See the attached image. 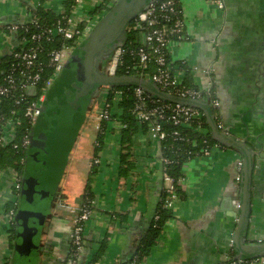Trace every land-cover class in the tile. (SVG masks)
<instances>
[{
	"label": "crops",
	"instance_id": "0c3cea01",
	"mask_svg": "<svg viewBox=\"0 0 264 264\" xmlns=\"http://www.w3.org/2000/svg\"><path fill=\"white\" fill-rule=\"evenodd\" d=\"M101 1L77 0L72 13L75 18L90 17L88 22L93 26L97 15L111 6L108 3L94 13ZM224 2L225 13H221L206 0H181L190 39L171 42L169 56L179 77L184 76V70L177 63L185 60L194 84L202 88L208 87L210 79L203 70L212 69L220 101L218 122L229 135L254 143L256 137L264 135V40L260 37L264 0ZM37 8L55 14L65 11L64 0H0V57L11 54L19 42L18 35L7 27L29 21ZM96 108L79 125L59 186L49 201L43 200L47 210L41 223L38 218L40 232L34 235L29 229L36 251L22 254L14 248L22 240L18 235L21 227L15 221L17 211H7L6 204L16 201L12 188L19 178L13 167H0V264H67L75 208L86 190L93 194V211L84 224L79 264H117L133 254L134 235L148 229L163 191L171 190L173 179L164 175L166 160L160 140L148 132L147 125L145 129L137 125L128 157L130 169L127 176L119 175L121 127L117 115L122 109L113 107L115 116L107 121L94 154L99 122ZM89 120L94 126L87 131ZM86 132L92 134L90 140ZM240 160L239 151L219 143L213 144L208 154L184 162L177 181L178 196H170L166 202L171 215L148 254L132 264H222L227 256L236 257L233 241L242 199L237 170ZM251 198L242 235L248 243H259L264 237V158H256ZM12 220L18 227L14 239Z\"/></svg>",
	"mask_w": 264,
	"mask_h": 264
},
{
	"label": "built area",
	"instance_id": "2783aa9c",
	"mask_svg": "<svg viewBox=\"0 0 264 264\" xmlns=\"http://www.w3.org/2000/svg\"><path fill=\"white\" fill-rule=\"evenodd\" d=\"M116 1L109 0V5ZM206 1L214 4L221 13H225L224 0ZM89 18H75L72 13L66 19L65 25L41 27L35 31H29V27H19V24H11L7 27V30L18 35L19 42L11 52V65L0 81V103L2 98L11 95L14 97V107H10L8 118L5 119L4 115L0 114V146L10 145L18 149L30 143V128L34 126L40 115L46 93L62 71L75 46L88 35L91 29ZM29 22L36 23L32 16L29 17ZM82 22L86 24L81 27ZM133 28L142 34L141 46L136 51L137 59L131 63H125L123 56L126 49L118 46L114 49L112 57L106 65L107 74H117L118 70H123L125 75H130V72L141 73L163 91L179 97L205 101L209 109L216 112L219 101L214 94L212 95L209 88L211 79H209L207 88L198 85L192 88L184 86L182 84L184 76L177 75L175 65L169 56L171 42L190 39L185 29L181 0H148L143 10L136 16ZM20 29L22 30L19 32ZM55 40L59 41L57 46L46 47ZM182 63L186 64V61L183 60ZM203 72L210 76L212 69L208 67ZM32 88L35 89L33 92H31ZM121 95V91H115L113 93L114 100L119 101ZM134 96L135 119L139 124H146L148 132L157 140H161L165 136V131L158 122L160 118L164 117L165 111H172L170 119L178 125L199 120L204 115L201 109L190 105L174 103L173 106H169L152 103L140 87L135 88ZM28 97L33 99L29 100ZM113 107L109 103L103 105L97 114L99 120L96 125L97 131L103 130L102 120H111L109 118L113 114ZM117 108L121 110V108ZM22 122L27 128L19 139V126ZM118 122L120 123V121ZM120 127H122L121 123ZM96 144H99V141H96ZM209 150L203 148L201 151L203 154H208ZM241 164V161L237 164L238 172L241 169ZM238 179L240 180V175ZM15 186L18 187V182ZM90 214L86 208L80 212L77 211V207L75 208L71 227L72 254L68 257L67 264H79L80 262L84 249V224ZM257 263H264V255L252 259L227 256L222 264Z\"/></svg>",
	"mask_w": 264,
	"mask_h": 264
},
{
	"label": "trees",
	"instance_id": "16d2710c",
	"mask_svg": "<svg viewBox=\"0 0 264 264\" xmlns=\"http://www.w3.org/2000/svg\"><path fill=\"white\" fill-rule=\"evenodd\" d=\"M77 0H64L65 11L60 14H55L53 12L44 10L42 8H37L32 11L31 16L32 19L36 23H31L29 21L19 24V27H29V31H35L41 27H56L58 25H65V21L72 14L74 10L75 4ZM109 3V0H102L101 3L96 6V9L93 10L94 13H98L101 9L105 8V6ZM108 6V5H107ZM110 7L106 8L108 10ZM136 18V17H135ZM135 18L128 24L125 29V37L124 40L119 42L116 47L122 46L126 49L125 55L123 56V60L125 63H131L133 60L137 59L136 51L139 46H141V33L139 30L133 28ZM81 27L85 25L82 22ZM22 29L19 30V32ZM59 44L58 40H55L53 43H49L48 46H57ZM115 47V48H116ZM114 48V49H115ZM113 49V51H114ZM113 51L110 56L105 60L106 63H109ZM12 62V54L4 55L0 57V81L5 74V72L9 69ZM105 63V64H106ZM175 65V64H174ZM177 65L180 69L184 70V77L182 80V84L186 87L192 88L197 85L194 84L192 80V75L190 74V69L184 63L178 62ZM68 70H64V79L66 77ZM125 73L123 70H118L117 74ZM130 75H137L140 77H145V75L137 72H130ZM62 75V76H63ZM61 78V77H60ZM71 79V78H70ZM58 80V79H57ZM56 80V82H57ZM69 81V78L66 79ZM58 83V82H57ZM138 87L136 85L129 86H119V87H107L108 90L104 92L103 97L99 100L98 105L109 103L111 106L119 107L122 109L120 115H117L119 118L122 127L120 128V144H121V160H120V176H127V172L130 169L131 163L128 160L129 151L131 146L132 136L137 130V125H141L144 129L146 128V124H139L134 117L133 113V103H134V90ZM213 88V86H210ZM115 91H121L122 95L119 101H115L113 97V93ZM53 92L48 91L46 96H51ZM147 95V99L152 103H159L164 105L173 106L174 103L170 101H163L156 97H152L145 91ZM214 93L212 92V95ZM27 99L31 100L33 98L28 97ZM26 99V100H27ZM14 97L11 95L7 98H2L0 103V114L4 115V118H8L10 107H14ZM100 103V104H99ZM214 114L216 113L214 110H211ZM172 114L171 110H167L164 113V117L160 118L158 122L160 123L162 129L165 131V136L160 140L163 156L165 158L164 171L165 177H169L173 179L172 189L170 191L164 190L161 201L158 205L156 213L154 214L153 219L147 230L144 231L141 235H134L133 243H134V252L126 261L118 262L117 264H132L134 262H138L143 259L144 256L148 254L151 246L154 243L155 238L160 232L161 227L163 226L166 219L171 215L170 209L167 208V200L170 196H178L179 186L177 184L178 179L181 177V167L184 162L188 159L203 154L202 149L208 148L210 149L213 144H219V142L212 136L210 131L209 124L205 115H203L199 120L189 121L187 124H174L170 119ZM115 116V113L111 115L109 119H112ZM108 120H102L101 125L103 130L97 131L95 133L94 140V154H96L99 145L96 144V141H101L104 136L105 126ZM200 126V127H198ZM37 127V126H36ZM26 125L24 122L19 126V139L26 131ZM148 129V128H147ZM32 134V128H30V139ZM235 150L237 149L234 147ZM37 148H32L30 143H28L25 147H19L18 149L13 148L12 146H0V167L11 166L13 167L18 175V187H13L12 191L17 195L15 202H7L6 210L12 211V213L16 214V207L19 202L24 200V195L21 190L25 187L23 183V178L29 175H35L36 178L39 174L37 171L39 168V164L33 162V156L31 152L36 150ZM238 150V149H237ZM95 158L93 159V161ZM23 198V199H22ZM84 208L92 213L93 211V194L91 191L86 190L83 194V200L80 205L77 206V211L80 212ZM18 227L14 220H12L10 225L11 237L14 239L16 231ZM72 251H70L71 256ZM4 264H9V262H5Z\"/></svg>",
	"mask_w": 264,
	"mask_h": 264
},
{
	"label": "water",
	"instance_id": "95a60500",
	"mask_svg": "<svg viewBox=\"0 0 264 264\" xmlns=\"http://www.w3.org/2000/svg\"><path fill=\"white\" fill-rule=\"evenodd\" d=\"M148 0H117L110 8L95 22L91 27L86 38L78 44L69 59L66 61L62 72L59 76L62 77L64 70H68L72 62L78 60L80 62L81 76L83 79L77 80L80 85L78 90L74 92V98L71 101H67L58 108L56 115L51 117V122L47 123L48 130L57 132L58 140L64 141L70 138L72 135L76 136L80 123H82L85 116V108L87 103L83 101V97L89 99L94 94V91L98 86L119 87L136 85L150 94L152 97H156L163 101H170L173 103H181L197 107L204 113L207 122L210 127L212 136L221 144L226 146H232L238 148L242 152L243 169H242V199L240 204L239 220L235 228L234 233V245L238 251L236 258L238 259H252L264 255V242L248 243L245 241L242 233L245 231L248 221V215L250 211L251 197V152H249L243 142L237 141V139L222 132L215 120L214 114L208 107L205 101L179 97L172 95L160 89L158 85L153 83L148 77H140L136 75L125 74H106L100 70L99 66L102 61L106 60L116 45L124 40L125 29L128 24L140 13L145 7ZM80 79V78H79ZM59 80V79H58ZM59 83V81H57ZM92 89V92L91 90ZM35 89L32 88L31 92ZM94 90V91H93ZM80 113L79 118H75V113ZM38 116V124H39ZM47 138L45 131H41L37 136L31 137L30 146L47 150ZM38 150V151H39ZM36 152L33 156V162L35 163ZM40 162V159H37ZM40 167L37 171H39ZM35 182L36 176L29 175L23 178L25 187L21 192L25 195L24 200L26 202H34L41 204L43 200H50L54 194V190L49 192L39 200H35ZM56 189V188H55ZM40 222L43 219L42 214H37ZM28 215L16 214L15 221L21 227V231L18 235L22 238L20 243H16L14 248L16 251L22 254L33 252L37 250V245L33 241L34 235L29 231Z\"/></svg>",
	"mask_w": 264,
	"mask_h": 264
},
{
	"label": "flooded vegetation",
	"instance_id": "af4514ba",
	"mask_svg": "<svg viewBox=\"0 0 264 264\" xmlns=\"http://www.w3.org/2000/svg\"><path fill=\"white\" fill-rule=\"evenodd\" d=\"M225 9H226V6H225ZM105 63H106L105 60L102 61L100 66H99V68H100L101 71H103L104 73L107 74L108 72H107V69H106L107 68L106 65L108 63H106V64ZM61 72H60V74H61ZM212 73H213V71L211 72L209 78L212 81L210 86H213V88H210V86H209V88L214 93V96L217 98L215 90H214L216 79H215V77H213ZM60 74L56 78V80L59 79L57 81H59L60 83L57 84L56 80H54V82L52 83V85L48 89V91L53 92V93L49 97L46 96V98H45V100H44V102L42 104L41 110H40L39 124H38V120H36L34 126L32 127L31 137L32 136L33 137L37 136L39 133H41V131H45L46 136H49L50 131L48 130L46 124L50 123L51 122V117H53L54 115L57 114L59 106H61L62 104L66 103L67 101H71L74 98V95H75L74 92L78 88V86L80 85V83L77 80L83 79V77L81 76L80 62H78V60H76V59H75L74 62H72V64L70 65V68L68 69L67 74H66L67 75L66 77L69 78V81L66 80L68 78L64 79L65 75H63L61 78H59ZM107 87L108 86H98L95 91L93 90L94 94L92 96H90L89 99L85 98V96L83 97V101H85L87 103V106L85 108V115L86 116H87L88 112L93 107L98 106V102H100L99 100L103 97L104 92H106V90H108ZM90 90L92 92V89H90ZM218 101H219V99H218ZM219 107H220V101H219V106L216 109V113L214 114L215 120H216V123L218 124L219 129L222 132L228 134V131L224 128L223 123L218 122L217 111H218ZM79 114L80 113H78V112L75 113L74 114L75 118H79ZM78 130H79V128H78ZM230 136L233 137L232 135H230ZM233 138H235V137H233ZM237 141L243 142L245 148L249 152H251V155H250L251 165H252L251 189H250V197H251L253 173H254V170L256 168V158H259V159H263L264 158V156H263V152H264V135H262V136L259 135L258 137H256L254 143L248 142V139H241V140L237 139ZM38 150L37 149L34 150V151H36V154H35L36 158H38L39 157L38 156L39 153L42 152L41 149L39 151ZM34 151L31 152V154L34 155V153H35ZM237 151H239L241 156H242V152L239 149ZM240 161L242 163L241 164V169L239 171V175H240V189H241L243 160H240ZM24 198H25V195H24ZM35 200H37V199H35ZM39 232H40V230L38 231V229H37V234ZM35 234L36 233H34V235ZM260 241L264 242V237ZM257 264H264V263H257Z\"/></svg>",
	"mask_w": 264,
	"mask_h": 264
},
{
	"label": "rangeland",
	"instance_id": "374dc122",
	"mask_svg": "<svg viewBox=\"0 0 264 264\" xmlns=\"http://www.w3.org/2000/svg\"><path fill=\"white\" fill-rule=\"evenodd\" d=\"M106 12V11H105ZM102 12L96 17V21L105 13ZM262 17H259V23H261ZM95 22V19H94ZM93 24V23H92ZM90 26L91 23H90ZM260 37L264 40V29L260 34ZM57 83V82H56ZM100 104V103H99ZM104 104L97 106L96 112L102 109ZM99 107V108H98ZM99 113V112H98ZM97 113V114H98ZM94 122L92 120L87 121L86 130L93 128ZM50 131V130H49ZM57 130L55 132L50 131V134L47 138V150L39 153L40 164L36 160V164H39V174L35 182V199L39 200L40 198L47 195L49 192L57 189L59 182L64 175L66 163L68 162L69 153L71 152L72 144L76 136L72 135L70 138L65 139L64 141L58 140ZM90 132H86V138L90 140ZM87 147L90 149V143H87ZM34 148V147H32ZM36 152V151H34ZM62 193V192H60ZM16 211L19 214H25L29 216V229L31 232L37 233L38 228V217L37 214H42L47 210V206L44 202L41 204H36L34 202H26L22 200L19 202L16 207Z\"/></svg>",
	"mask_w": 264,
	"mask_h": 264
}]
</instances>
